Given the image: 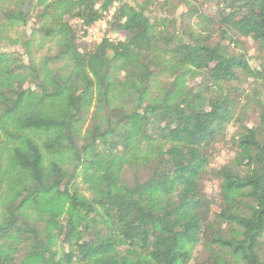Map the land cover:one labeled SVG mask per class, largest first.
<instances>
[{
    "label": "trees",
    "instance_id": "obj_1",
    "mask_svg": "<svg viewBox=\"0 0 264 264\" xmlns=\"http://www.w3.org/2000/svg\"><path fill=\"white\" fill-rule=\"evenodd\" d=\"M33 2L0 0V39L59 35L0 51V264H264V0L121 3L83 48L116 0Z\"/></svg>",
    "mask_w": 264,
    "mask_h": 264
},
{
    "label": "rangeland",
    "instance_id": "obj_2",
    "mask_svg": "<svg viewBox=\"0 0 264 264\" xmlns=\"http://www.w3.org/2000/svg\"><path fill=\"white\" fill-rule=\"evenodd\" d=\"M41 1V3H40ZM51 0H34V4L37 6L39 4H42V6H45L47 3H50ZM117 5H120L121 3H130V4H135L141 2V0H116ZM181 7L178 8V13L181 11ZM153 15H156V12H151ZM31 16H33V10L31 11ZM70 23H75L74 20H69ZM37 27L36 24V18L31 17L28 19V22L24 26H19V25H10L5 28V34L3 35V39H0V51L2 52H11V51H17L21 56H23L24 61H28V59L31 57L32 59L35 60H40L44 55L49 54L52 52V50L55 48L56 45V39L59 38V35H55L54 38H48V39H42L40 36L37 34H33V30ZM89 37V36H88ZM32 38L33 41L31 43V46L29 50H26L24 47V42ZM121 38H123L121 36ZM93 38L90 37L87 38L86 40L81 39V47H87L89 46V42L92 41ZM90 40V41H89ZM29 51V53H28ZM248 52L249 55L255 56L258 54V46L253 43L252 41L248 42ZM67 62V61H66ZM122 74H119L121 76ZM172 74H170L169 71H165L163 74L158 76L161 81L167 80L170 78ZM174 77V76H173ZM157 79V80H158ZM189 79V78H188ZM189 81V80H188ZM192 81H189L188 84H191ZM159 81H157L156 84H154L153 88L156 89L158 88ZM243 89L245 94H249L251 92V87L248 85H243ZM96 89L93 88L92 90V97L95 96ZM122 96H121V95ZM262 97H264V90L261 91ZM118 97L121 100H124L125 96V91L119 90ZM94 99V97L92 98ZM93 103V100H92ZM248 111V116L249 120L247 122L249 124L252 123L253 121V108L247 106L246 107ZM92 110V108H90ZM85 130V125L82 126L80 132L83 133ZM235 131V125L234 124H229L226 129V140L219 142L215 145L214 149V155L211 160V162L208 164L207 168H218L220 165L227 163L232 160L234 151H233V146L230 141V137L232 136L233 132ZM47 156V155H46ZM217 186L218 182L215 178L211 177L207 183H205V190L207 191L208 195L211 197H216L217 196ZM2 189H5L4 184L0 186ZM3 194L0 189V201H2L4 198L2 197ZM56 247H58V250L60 252L61 247L59 242L56 243ZM199 250V249H197ZM195 255V254H194Z\"/></svg>",
    "mask_w": 264,
    "mask_h": 264
},
{
    "label": "built area",
    "instance_id": "obj_3",
    "mask_svg": "<svg viewBox=\"0 0 264 264\" xmlns=\"http://www.w3.org/2000/svg\"><path fill=\"white\" fill-rule=\"evenodd\" d=\"M116 3L112 5L106 12L103 13L104 18L99 22H96L93 26L87 29V36L93 38L92 40H99L101 32L106 28V22L110 19L113 11L115 10Z\"/></svg>",
    "mask_w": 264,
    "mask_h": 264
}]
</instances>
